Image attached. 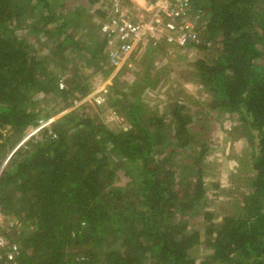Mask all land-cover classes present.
<instances>
[{
  "label": "trees",
  "instance_id": "16d2710c",
  "mask_svg": "<svg viewBox=\"0 0 264 264\" xmlns=\"http://www.w3.org/2000/svg\"><path fill=\"white\" fill-rule=\"evenodd\" d=\"M66 2L0 0V157L38 118L90 92L82 65L113 70L104 39L79 31L87 29L76 18L85 9L66 14ZM192 6L204 13L211 46L195 45L182 79L207 95V113L235 116L232 129L248 143L245 190L232 210L210 208L208 124L194 130L197 112L186 105L192 101L182 83L162 112L140 101L162 75L147 55L137 82H121L122 67L109 88L106 105L129 129L70 109L50 133L10 154L0 170V235L16 251L8 259V247L0 249V264H264V0H193ZM36 93L51 95L52 108H43ZM198 246L207 250L200 258Z\"/></svg>",
  "mask_w": 264,
  "mask_h": 264
},
{
  "label": "rangeland",
  "instance_id": "374dc122",
  "mask_svg": "<svg viewBox=\"0 0 264 264\" xmlns=\"http://www.w3.org/2000/svg\"><path fill=\"white\" fill-rule=\"evenodd\" d=\"M51 2L53 4L54 2H57V0H51ZM74 6H82L86 11L83 16L80 14L78 17H76L77 19L81 20L80 23L83 24V28L87 26V29L84 31L79 30L81 31V34H83L82 32H89L91 35H93V37H95V39L103 38L99 31L101 14L98 12L97 2L88 5L86 0H67L64 12L66 14H72L75 8ZM25 36H27L31 42L35 41L34 36H29L28 34ZM35 38L37 41L38 38ZM34 43H36L37 46V42ZM38 43H42V40L38 39ZM46 50L47 49L45 48L41 51L45 52ZM196 54L198 55L200 53L197 52ZM147 55L150 56L147 59L148 63H151L155 70H157L156 72L160 74L162 73V75L161 80L155 87L147 86L144 88L140 95V101L149 109L155 107L160 112H162V109L167 103V97L174 93L173 88L175 87L176 82L182 83L181 85H183L184 89L188 93V98H190L192 101V103L186 102V105L190 109L191 113H195V111L197 112L196 115H193L195 121L193 126L194 130L198 131V128L202 126L204 127L206 123L208 124V126H206V128L204 127L205 129L203 130L205 133L203 136H205V139L209 144L208 152L205 156V170L207 175L204 178V181L208 188L207 198L211 201L210 208L216 214H221V212L226 209L229 211L232 210L234 203L240 199L241 192L245 190L246 177L248 176L246 173L248 170L245 161L249 159L247 153L248 148H246L248 144L247 141L245 138H242V136L239 134L240 132L235 133V130L232 129L233 126L238 124L236 117L227 116L226 114L217 115L215 112L207 113V95L200 91L198 85L182 79L183 75L180 74L184 68L182 66L185 64V62L187 64L188 62H192L195 59V50L192 48H186L185 50L165 49L162 52L158 45L153 46L151 44H147L144 49H136L131 56V62L133 63V67L135 69L132 71L126 70L121 72V74L118 76L120 81H124V84L137 82L138 79H135L134 74H139L141 71L139 62L142 58H144V56L146 57ZM58 69L60 70V68ZM94 69L95 68L93 66L86 68L85 65H82V70L84 73L86 74V72H88L90 74V77L88 78L89 83ZM113 72L114 70L107 74V76L112 75L111 81L113 80V77L119 73V71L114 74ZM151 76L154 77V74L152 73ZM59 78L61 80L58 81V85L60 83L62 84V87H64V79L60 74ZM122 90L125 91L126 86H123ZM36 94H39L37 97H40L39 99H41V106L43 108H52L53 99L51 95H43L40 93ZM71 107L72 105L55 115H58L57 117H59L70 110ZM81 107L84 108L83 110L85 111H90L91 113L97 114L107 124H113L120 128L123 127V123H119L108 116L109 110H113L116 114L119 113L115 109L107 106L106 103L102 106H96L92 105V103L89 101H86L83 105L74 109L80 110ZM65 110L66 112L63 113ZM4 133H6L4 136H7V134H10V131L5 130ZM197 134L199 133H196V135ZM9 143L10 142H7V146L5 145V151L0 157V170L9 158L12 150L17 148L18 143L14 146V148H12ZM184 153L186 154V152ZM125 181L126 179L120 174L119 182L124 183ZM214 183L218 184L217 188L212 187V184ZM188 222L190 226H195L196 218L190 217L188 218ZM205 252H207L205 248L198 246L194 254L200 258V256Z\"/></svg>",
  "mask_w": 264,
  "mask_h": 264
},
{
  "label": "built area",
  "instance_id": "2783aa9c",
  "mask_svg": "<svg viewBox=\"0 0 264 264\" xmlns=\"http://www.w3.org/2000/svg\"><path fill=\"white\" fill-rule=\"evenodd\" d=\"M192 4L193 0H98L97 8L101 12L99 31L105 41L107 63L113 67V74L122 67L134 70L132 53L136 49H144L147 44L166 45L168 49L174 50H185L188 46L193 49L201 42L210 47L211 41L205 35L204 13L199 8L194 9ZM111 78L112 75L107 76L100 69H94L90 92L80 99H73L71 109L86 101L96 106L104 105ZM59 85L62 88V84ZM57 116L38 118L34 125L25 129L17 147L29 139L39 138L45 130L50 133ZM108 116L123 123V130L130 128L124 117L113 110L108 111ZM6 247L8 250L4 254L11 259L12 253L16 251L15 246L9 245L8 240L0 235V249Z\"/></svg>",
  "mask_w": 264,
  "mask_h": 264
}]
</instances>
